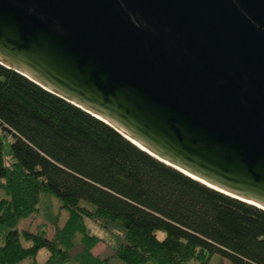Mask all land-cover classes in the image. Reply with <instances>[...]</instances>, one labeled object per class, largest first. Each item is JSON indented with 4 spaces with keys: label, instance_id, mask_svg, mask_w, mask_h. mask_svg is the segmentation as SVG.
I'll return each instance as SVG.
<instances>
[{
    "label": "water",
    "instance_id": "obj_1",
    "mask_svg": "<svg viewBox=\"0 0 264 264\" xmlns=\"http://www.w3.org/2000/svg\"><path fill=\"white\" fill-rule=\"evenodd\" d=\"M0 64L264 210V0H0Z\"/></svg>",
    "mask_w": 264,
    "mask_h": 264
},
{
    "label": "trees",
    "instance_id": "obj_2",
    "mask_svg": "<svg viewBox=\"0 0 264 264\" xmlns=\"http://www.w3.org/2000/svg\"><path fill=\"white\" fill-rule=\"evenodd\" d=\"M34 214L43 219L35 231L19 228ZM87 218L108 233L113 256L93 253L107 240ZM214 255L216 264H264V210L163 163L0 64V264H210Z\"/></svg>",
    "mask_w": 264,
    "mask_h": 264
},
{
    "label": "rangeland",
    "instance_id": "obj_3",
    "mask_svg": "<svg viewBox=\"0 0 264 264\" xmlns=\"http://www.w3.org/2000/svg\"><path fill=\"white\" fill-rule=\"evenodd\" d=\"M12 138L10 136H7V138L4 139V150L5 152L9 151V142ZM51 199L54 200V203H56V206H58L60 204L59 200L54 197V196H50ZM66 211L64 210L63 213L61 214V220H64V218L66 217ZM43 222L42 217L39 214H34L31 217L27 218V219H23L20 221L19 223V228L22 229H28L30 231H35L36 227L39 223ZM86 224L88 225V227L91 229V231L93 233H95L96 235H98L101 238H105L107 241L106 242H100L98 243L94 248H93V252L95 254H100V256L105 257V256H113L114 253V245L113 242L110 241L108 239V233L101 228L97 223H95L93 220L87 218L86 219ZM48 228V237L51 235V231L52 228L50 225L47 226ZM157 235L159 237H163V232L162 231H158ZM48 256V251L45 248H42L38 251L35 259L37 260V262L42 263ZM112 259V263L113 264H120L121 261L115 257H111ZM220 257L218 255H214L211 260H210V264H216L218 263ZM224 264H230L227 260L224 261ZM23 264H33L32 259H26L23 261ZM64 264H72L70 262L64 263ZM144 264H154L152 262H148V263H144ZM187 264H195L194 262H189Z\"/></svg>",
    "mask_w": 264,
    "mask_h": 264
},
{
    "label": "crops",
    "instance_id": "obj_4",
    "mask_svg": "<svg viewBox=\"0 0 264 264\" xmlns=\"http://www.w3.org/2000/svg\"><path fill=\"white\" fill-rule=\"evenodd\" d=\"M94 253V252H93ZM95 254V253H94ZM96 255H98V256H100V254H96ZM100 257H102V256H100ZM120 264H122V263H120Z\"/></svg>",
    "mask_w": 264,
    "mask_h": 264
}]
</instances>
